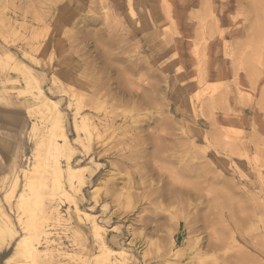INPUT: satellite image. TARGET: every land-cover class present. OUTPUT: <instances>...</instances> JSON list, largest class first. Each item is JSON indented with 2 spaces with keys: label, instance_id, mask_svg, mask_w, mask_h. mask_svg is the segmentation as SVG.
<instances>
[{
  "label": "rangeland",
  "instance_id": "obj_1",
  "mask_svg": "<svg viewBox=\"0 0 264 264\" xmlns=\"http://www.w3.org/2000/svg\"><path fill=\"white\" fill-rule=\"evenodd\" d=\"M1 15L12 53L59 102L71 164L88 167L69 193L125 252L112 262L264 264V0H0ZM4 62L0 206L16 236L0 264L32 219L15 205L23 189L43 263L94 264L91 223L56 192L35 90ZM75 108L91 118L77 133Z\"/></svg>",
  "mask_w": 264,
  "mask_h": 264
},
{
  "label": "bare ground",
  "instance_id": "obj_2",
  "mask_svg": "<svg viewBox=\"0 0 264 264\" xmlns=\"http://www.w3.org/2000/svg\"><path fill=\"white\" fill-rule=\"evenodd\" d=\"M3 17L4 15L0 16V61H3V62L5 61L4 63L10 64L12 71H14L15 73L17 72L18 74L24 76L26 80V84L27 83L30 84V87H33L32 89L35 90V92L31 96L30 101H32L35 104V106L38 109L39 114H41L42 117L45 118V120L48 122V126L45 129L44 136H45L46 142L48 143L49 150L53 153L52 157L56 161L55 168H53L52 170L53 171L52 175L55 176V179L58 183L56 192L72 200L71 202L74 205L75 211L80 213L81 216L85 217L86 220L91 223L92 235L97 238V244L100 249V253L94 256L93 263L94 264H115L110 259L111 255L114 253L119 254L118 256H120V258L122 257L123 258L122 260L125 263L126 260L124 259L126 258L123 257V256H126L125 252L123 250L119 252H113L108 247L107 240H105V238L102 237V233L104 232H102L101 230H103V228L100 227L98 223L95 222L94 216L78 209L73 199V196L71 195V193H73L74 195V194L81 192V187L84 184V173L88 167L87 168L86 166L74 167L71 164V159L73 155L76 154V148L72 145L71 141L68 139V136L65 132V128L63 124L64 117H63V113L61 112L59 108V102L52 100L49 97L44 95V91L39 85V76L36 73H34L31 70V68L29 69L25 66L23 67V64L17 59L18 57L16 56V54L12 53V49H14V47L11 46L12 45L11 42L6 38L7 34L1 33L2 31H4L3 30L4 29ZM87 20L89 21V19ZM87 20L86 19L83 20L84 25L88 23ZM36 51L37 49L30 50L29 52H25L21 49L19 50V53L23 57L29 58L31 54ZM59 53L62 54L66 52L59 51ZM74 113H75V117L73 118L74 120L73 129H74V132L77 133L78 128H83L84 122L91 118L90 116L80 115L78 108L74 109ZM74 143H77L79 146L82 145L79 137L74 139ZM82 146H83L82 147L83 150H85L84 152L88 154L89 147L88 146L85 147L84 144ZM61 158L64 160V163H65L64 167L59 166L60 162L58 160ZM90 160H92V158H90ZM34 168H36L35 165H34ZM28 174H31V170L28 172L24 170L22 171L23 177L27 180L23 188H25L28 191H31L33 189V183L31 181L32 178L31 177L28 178ZM59 178H62L63 180H65V182L67 183L68 190H66L64 185H62V180L60 181ZM183 178L182 180H184ZM16 183H17V179H15V183L13 187L16 186ZM187 183H191V181L190 182L188 181ZM12 194H13V189L10 191V194H7L5 196L6 202L8 204H10ZM16 199H17L16 204H15L16 208L20 210L22 213L27 208L26 212L29 213L30 217L36 221L34 210L32 208L27 207L28 203L30 204L29 202L30 198L27 192H25V190L23 189L19 193L18 198ZM94 201L95 203H97L98 199L94 197ZM52 213H54V215L56 214L55 218L59 217L57 208L52 207L51 205V207L48 208L47 214L52 215ZM27 217L29 218V216ZM32 219H30L29 222L27 223L26 221H23L19 217L18 222L20 226H22V229L26 231V233L24 234V236L20 237L19 239L17 238L18 240L14 244L15 246L13 248V251L11 252L9 256L5 258L6 263H9V264H44L43 261L44 259H46L45 257L47 255L45 253L42 254L41 251L38 250V247H37L38 240L35 239V236H36V233L39 232V227L36 225L35 221ZM15 236H16V230L14 229V225L11 220V217L6 212H4L3 208L0 206V250H1V247H4V248L7 247L9 242L15 239ZM42 256L44 257L42 258ZM18 258H21V259H18ZM46 260L48 261V259Z\"/></svg>",
  "mask_w": 264,
  "mask_h": 264
},
{
  "label": "crops",
  "instance_id": "obj_3",
  "mask_svg": "<svg viewBox=\"0 0 264 264\" xmlns=\"http://www.w3.org/2000/svg\"><path fill=\"white\" fill-rule=\"evenodd\" d=\"M4 136H5V135H4ZM4 136H3V137H0V138H2L3 140H5V142H7V140H6V138H5ZM2 139H1V140H2ZM8 145H9L8 142L6 143L5 147L2 146V145H0V149L2 150L3 148H6Z\"/></svg>",
  "mask_w": 264,
  "mask_h": 264
}]
</instances>
